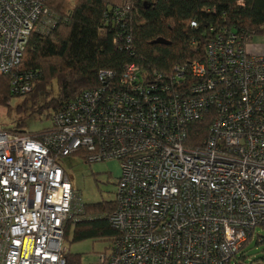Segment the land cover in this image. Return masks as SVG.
<instances>
[{
    "label": "built area",
    "instance_id": "built-area-1",
    "mask_svg": "<svg viewBox=\"0 0 264 264\" xmlns=\"http://www.w3.org/2000/svg\"><path fill=\"white\" fill-rule=\"evenodd\" d=\"M51 22L40 1L0 0V76L13 94L31 90L17 67ZM205 54L164 78L126 64L119 87L82 90L42 135L0 128V264H66L65 224L82 200L59 160L81 150L87 163H121L118 235L97 264L233 263L264 229V54L233 33ZM205 117L192 145L190 124Z\"/></svg>",
    "mask_w": 264,
    "mask_h": 264
},
{
    "label": "trees",
    "instance_id": "trees-1",
    "mask_svg": "<svg viewBox=\"0 0 264 264\" xmlns=\"http://www.w3.org/2000/svg\"><path fill=\"white\" fill-rule=\"evenodd\" d=\"M37 1L54 12L52 22L44 31L31 33L17 67L18 73L29 77L31 90L13 94L10 75L0 76V99L8 102L10 96L20 97L16 109L25 114L6 130L22 131L25 118L35 114L53 118L82 90L98 88L108 80L119 87L126 64L164 78L174 66L205 59L207 44L219 35L236 34L245 48L253 36L264 35V0ZM157 39L164 42H154ZM101 71H109L111 77L100 80ZM208 124L206 117L190 124L192 145H201ZM51 128L30 134L39 136ZM73 155L85 161L88 153L81 150ZM116 206V197L89 204L82 201L80 212L65 224L64 243L72 229L71 243L108 240V247L118 235L110 222ZM254 236L242 244L233 264L264 262V251L256 258L246 253ZM260 243L264 237L256 235L255 244ZM80 263V254L67 250L66 264Z\"/></svg>",
    "mask_w": 264,
    "mask_h": 264
},
{
    "label": "rangeland",
    "instance_id": "rangeland-1",
    "mask_svg": "<svg viewBox=\"0 0 264 264\" xmlns=\"http://www.w3.org/2000/svg\"><path fill=\"white\" fill-rule=\"evenodd\" d=\"M54 13V12H51ZM252 46L264 47V35H255L251 39ZM21 98L10 96L8 102L0 99V128L5 129L15 124L19 117L25 116L23 112L17 111V105ZM51 116L46 113L35 114L26 117L20 130L27 133H35L42 129L52 127ZM60 165L67 172L73 188L84 203H96L99 201H112L116 197L118 177L120 176V161L116 159L87 163L78 155H69L59 160ZM255 236L264 237V229L255 228ZM71 232L69 231L67 246L70 253L80 254V264H97L98 254L108 244V240H84L71 243ZM255 236L246 247V253L251 258L260 257L264 251V243L255 244ZM238 252L237 255H239ZM233 264V263H232ZM248 264H252L249 263ZM258 264H264L260 261Z\"/></svg>",
    "mask_w": 264,
    "mask_h": 264
},
{
    "label": "crops",
    "instance_id": "crops-1",
    "mask_svg": "<svg viewBox=\"0 0 264 264\" xmlns=\"http://www.w3.org/2000/svg\"><path fill=\"white\" fill-rule=\"evenodd\" d=\"M246 48H247L248 52H250V53L264 54V47L252 46L251 42L248 45H246Z\"/></svg>",
    "mask_w": 264,
    "mask_h": 264
},
{
    "label": "water",
    "instance_id": "water-1",
    "mask_svg": "<svg viewBox=\"0 0 264 264\" xmlns=\"http://www.w3.org/2000/svg\"><path fill=\"white\" fill-rule=\"evenodd\" d=\"M154 42H161V43H163L164 41L162 39H157Z\"/></svg>",
    "mask_w": 264,
    "mask_h": 264
}]
</instances>
